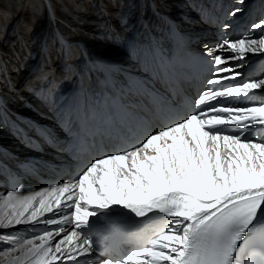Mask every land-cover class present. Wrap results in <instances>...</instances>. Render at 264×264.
<instances>
[{
  "label": "snow or ice",
  "instance_id": "6c2138e0",
  "mask_svg": "<svg viewBox=\"0 0 264 264\" xmlns=\"http://www.w3.org/2000/svg\"><path fill=\"white\" fill-rule=\"evenodd\" d=\"M250 53L264 54V19L247 35L205 45L212 74L191 112L131 148L95 158L75 180L34 195L19 187L8 192L0 203V264H264V135L252 134L264 133V100L235 106L221 99L264 89V80L230 83L243 67L230 61ZM128 55L151 58L155 74H167L157 48L129 43ZM122 71L111 65L92 102L68 108L70 129L100 131L112 119L109 92ZM137 84L144 87L128 80L129 88ZM41 224L42 234L32 238L3 231Z\"/></svg>",
  "mask_w": 264,
  "mask_h": 264
},
{
  "label": "rangeland",
  "instance_id": "374dc122",
  "mask_svg": "<svg viewBox=\"0 0 264 264\" xmlns=\"http://www.w3.org/2000/svg\"><path fill=\"white\" fill-rule=\"evenodd\" d=\"M11 1L12 0H0V18L5 17L6 22L14 23L12 28L8 29V31L5 34H2L0 36V39L2 40V43H0V56L1 57L4 56L5 59L4 65L0 64V94L6 97V101L8 102L7 106L10 108H14V106H16L15 105L16 102L23 98L21 91L22 89H24L23 86L27 84V80L32 76H36L37 74H43L42 68L44 65L46 67L48 66L47 65L48 60L51 61L52 65H55L54 68L56 70H60V65H59L60 63L58 64L57 62L58 58L55 54L54 57H52V55L50 56V54H48V52L45 51V54L48 55L46 63L41 65L36 61L35 56H37V54L42 55L41 49H37V51H34V46L36 45L35 44L36 34L40 33L41 35L44 34V36L50 37V42H51L50 46L53 42V38L57 34H59L60 38L68 42L69 48H71L73 44L80 45L81 47H86L85 42L90 41L91 43L87 45L89 49L91 48V49L100 50V51H95L94 52L95 55L99 56L100 54L98 52H100L104 54L103 56L106 59L117 61L118 59H121V57L125 53L124 51H128L129 43L134 44L138 49L148 47V45L145 44L142 45L140 44V42L135 44V40H137L138 37H136L135 35L137 31L134 33L133 27L134 26L137 27L141 25H144L145 27H149V26L152 27L153 25H155V23L158 24L159 17L163 18L164 20H167V23H164L163 26L164 32H167L166 25L168 24L169 26H174L180 33H183L185 38L187 36V33L188 34L194 33L198 36H201L202 38L207 37L213 43L217 44L220 41L215 39L217 33L222 32V30L226 31L224 28L222 30L218 28V26L211 21V16H205L206 15L205 13L207 12L208 13L210 12L211 14V9L213 5L212 0H179L181 4H179L176 1H173L172 4H170L166 8V12H168L169 15L171 16L173 15L175 18H177L178 19L177 22L169 20L171 19V17L166 16V13H164L165 17H162V15H160L162 12L161 11L162 8H158L153 13V16H150L149 13L147 12L146 9L147 4L143 5L142 11L140 12L139 10H134L131 4L132 2L130 0H65L59 2L57 1V4L54 1L51 2L50 0H44L51 10L52 7L55 9V6L58 5L60 12L64 14V19L70 20L71 26L73 27L70 35L69 32L67 33L66 31H62L61 29H56L53 32L49 31L48 34V32L44 31L43 29L44 27L42 21L38 19L33 20L31 15H26L25 17H23V12H21V14L18 15L16 20H13L15 17L13 16L11 17V13L3 9V6H11L9 5ZM219 1L220 2L217 3L219 9H226L230 7L229 9H227L228 12H230L233 9L232 6L234 5V3L231 0H219ZM247 1L249 0H244V2ZM198 4L201 5L202 10L195 11L194 7ZM13 6L17 7L15 9L18 10L19 7L18 4ZM96 8H98V10H96ZM199 11L201 12V14H198ZM246 13H247V17L243 19V21H241L240 24L245 28L242 30L241 34L237 35V37H241L249 34V26L256 21L264 19V0H250V5ZM103 14H105L106 16L109 17V19H111V23H107V22L102 23L101 21L95 19L96 15L102 16ZM226 17H230V16L226 15ZM58 18L60 17L58 16L57 13H55L52 15L51 18L48 17L47 19L51 21ZM70 22L63 21V23L66 25ZM89 22H91V24H89ZM223 24H226V22ZM3 28L5 29L7 27L5 26ZM17 30H19L18 34H16ZM169 31H170V27L168 28V34ZM21 33H24L25 35L24 37L25 40L22 42H20ZM32 34H34V36H32ZM253 34L259 36L260 32L259 30H256ZM237 37H232V35H225L223 38L235 39ZM60 38L58 40H61ZM169 40H170V34H169ZM71 42H73V44ZM189 42L190 45L192 46L190 40ZM53 50L50 49V52H52ZM222 53L223 56L229 55V53H224V52H221L220 54L222 55ZM262 55L264 56V54ZM263 56L260 57V54L252 55L250 53L243 60H239V63L243 64V67L238 69V71L242 73V75L240 76L242 78L238 82L249 80V77L251 75L253 76V78H251L250 80H264ZM39 59L40 58H38L37 60ZM150 59L151 58L141 59L140 61V59L137 60V58H135L134 62L138 61L139 63V62L149 61ZM92 62L99 69V66L96 63V61L93 60ZM34 63L36 64L35 66H33ZM121 63L119 62V64ZM230 63L233 65L237 64L236 60L230 61ZM124 64L125 63L121 65L125 67ZM4 66L5 68L3 69ZM131 66L132 65H129V67ZM62 69L64 70L65 68ZM138 69H140V66H138ZM73 70L74 71L71 72L70 74L71 76L73 75L72 73L76 71L75 68ZM131 70L132 69H130V71ZM63 73L67 74V72L65 71ZM88 73L91 76H93V70L89 71ZM119 74H124V72H121ZM76 76L77 74L73 76L72 82L70 84L72 86L73 83L75 85L80 84L81 86L82 80L81 78L76 79ZM55 77H56L55 72L51 73V76L50 73L49 75L47 73V79L42 82L45 84L44 85L45 89L43 92H40L39 89H37V87L35 86L37 80L36 79L33 80L32 83L30 84L31 85L30 89L28 90L29 93H31V95L26 94L23 98L25 100V103L23 105L28 106V108L36 107L34 106L36 104L27 102L31 96L40 99L41 102L43 103V105L41 103L40 106L42 109H44V111L38 109L33 113H37L39 114V116L41 114L42 115L48 114L46 109L48 108V111H50V114L53 116L54 120H56V118L60 119L61 117L58 114V112H56V109H60L61 105L59 104L58 106H56V102L65 100L64 95L66 92V89H63L66 88L65 87L66 84L63 83L61 84L60 82H57L55 80ZM93 78L92 79L88 78V81L83 86L85 88L93 87L92 85ZM124 79H126V77ZM42 83L39 84L41 85L40 87H43ZM256 93H257L255 94L256 96L250 95V97L248 98L245 97H236V98L231 97V98L236 100L241 99L248 103L250 102V104L259 103L260 101L264 100V89H259ZM55 98H57L58 100L54 101ZM48 99L49 102H45V100ZM30 100H34V99L31 98ZM37 105H39V103ZM240 106H245V105H240ZM10 113L14 115L12 122H17L21 124L20 126H22L25 131L31 132L33 130L32 128L33 124L49 125L53 128L55 134L56 133L58 134L60 133L59 131H61L58 122H56L55 124H48L40 120H37L35 116L28 115L25 112L16 113L15 111L12 112V110H10ZM11 126H15V125L11 123V125H9L8 128L9 130L14 131L13 134H15L16 138L19 139L18 143L20 145H23V143L27 145V143L21 139L20 135H18L17 132ZM252 134L262 135L257 131H252ZM23 149L24 147L19 148V151L21 152L20 154H23L22 153ZM41 155L43 154H40V156ZM12 156H13L12 158L13 160L14 159L23 160L24 158H27V156H19V154H14ZM42 232L43 231H41L40 234H42ZM23 237H25V234L23 236L22 234L19 235L20 239H22Z\"/></svg>",
  "mask_w": 264,
  "mask_h": 264
},
{
  "label": "bare ground",
  "instance_id": "6f19581e",
  "mask_svg": "<svg viewBox=\"0 0 264 264\" xmlns=\"http://www.w3.org/2000/svg\"><path fill=\"white\" fill-rule=\"evenodd\" d=\"M41 1H42V3H41ZM50 1L51 2L54 1L57 4V1L59 2V1H65V0H50ZM130 1L132 2L131 4H132V7L134 8V10H139V12H140V11H142L143 5L147 4L146 9H147V12L149 13L150 16H153V13L158 8H162L161 15L166 13V16L171 17V19H169V20L174 21V22L178 21L177 18H175L173 15L172 16L169 15V13L166 12V8L170 4H172L173 1H176L179 4H181L179 2V0H130ZM231 1L234 3V5L232 6L233 9L236 7H241L244 9V11L235 17H231V16L226 17V15H228V13H229L227 11V9H229L230 7L226 8V9H219L217 3H219L220 1L219 0H212L213 5H212V9H211V14H210V12L205 13L206 14L205 16H211V21L214 24H216L218 26V28H220L221 30L223 29V25H224L223 23H225V22L232 25V27L230 29H227L226 31L222 30V32H218L219 31L218 30L217 36L215 35L216 40L221 41L225 35H232V37H237V35L241 34L242 30L245 28L244 26H241L240 24H241V21H243V19H245L247 17L246 11H248V8L250 5V0L247 2H244L242 5L238 3V0H236V1L231 0ZM17 4L19 5L18 10L15 9L17 7L13 6V5H17ZM9 5H11V6H3V9L5 11H9L11 13V17L12 16L15 17L13 20H16L18 15L21 14V12H23V17H25L26 15H31L33 20L38 19V20L42 21V24L44 27L43 29H44V31L48 32V34H49V31L53 32L56 29H61L62 31H66L67 33L69 32V35L71 34V31L73 29V27L71 26V22H70V20L64 19V14L62 12H60L58 5L55 6V9L52 7V10L45 3L44 0H12ZM194 9H195V11L196 10H202V7H201V5L198 4L194 7ZM96 10H98V8H96ZM55 13H57L60 18L49 21L47 18L48 17L51 18L52 15ZM198 14H201V12L199 11ZM4 18L5 17L0 18V36L2 34H5L8 31V29L13 27V24H14L13 22H6V18H5V20H4ZM95 19L101 21L102 23H106V22L111 23V19H109V17L106 16L105 14H103L102 16L96 15ZM62 20L66 21V22H70V23H68L66 25L63 23ZM164 23H167V20H164L163 18L159 17L158 24L155 23V25H153L152 27H150V26L145 27L144 25L137 26V27L134 26L133 31H134V33L137 31V33L135 35H136V37H138V39L135 40V44L140 42V44L148 45V47L162 49L164 46H166L170 42L169 34H170V38H171V35H172L171 33L178 31L174 26H169L167 24L166 25L167 26V32H164V30H163ZM89 24H91V22H89ZM5 26L7 28L4 29L3 27H5ZM169 27H170V31L168 34V28ZM19 30L16 31V34L19 33ZM14 32H15V30H14ZM32 36H34V34H32ZM24 37H25L24 33H21L20 42L25 40ZM35 38H36V40H35L36 45L34 46V51H37V49H41V51H42V55L37 54V56H35L36 61L38 63H40L41 65L45 64L46 60L48 58V55L45 54V51H47L48 54H50V56L52 55V57H54V54L57 56V58H58L57 62H58V64L60 63L59 64L60 70H56L54 68L55 65H52L51 61L48 60V64H47L48 66L46 67L44 65L45 68H44V66L42 68L43 74H37L36 76H32L31 78H29L27 80V84H25L23 86L24 89H22L21 94L23 95V98L26 94L31 95V93H29L28 90L30 89V86H31L30 84L35 79L37 80L36 81L37 83L35 84V86L37 87V89H39L40 92H43L45 89L44 88L45 84L42 82L47 79V73H48V75L50 73V76H51V73L55 72V75H56L55 80L57 82H60L61 84L62 83L66 84V86H65L66 88H63V89H66V92L64 95L65 100H61V101L56 102V106H58L59 104L61 105L60 109H56V112H58V114L61 117H60V119L56 118V120H54L53 116L50 114V111H48V108H46V107L45 108L47 109L48 114H44V115L41 114L39 116V114L33 113L34 111H37L38 109L44 111V109H42L40 106V104L42 103L41 100L35 98L34 96H31L27 102L32 103V104H36V105H34L36 107L28 108V106H24L23 104L25 103V100L22 98L21 100H18L16 102V104H15L16 106H14V108H10L7 106L8 102L6 101V97H4L3 95L0 94V159L4 162H8L12 166H15L17 163L23 164L25 162H30L33 165H37L38 168L40 169L43 167V165L41 163L36 164L34 159L40 158V157H45V156L44 155L40 156L39 154L32 153V152H30L27 145H25L24 143H23V145H20L18 143L19 139L16 138L15 134H13L14 131L9 130L8 127H9V125H11V123L13 125H15V126H11V127L17 132L18 135H20L21 139L26 142V140L23 138V133L21 132L23 127L20 126L21 124H19L17 122H12L14 115L12 113H10V110H12V112L15 111L16 113L25 112L28 115L35 116L37 118V120H40V121L48 123V124H55L56 122H58L59 128L61 129V131H59V132L60 133H62V132L69 133L68 124L66 123V113H67V110L69 108L68 107L69 103L72 101V99H75V98L77 99V97L73 98V96L83 94V92L86 89L83 85H85V83L88 81V78L92 79L93 77H96L97 73H100L99 69L93 64V62H92L93 60L96 61L98 66L104 65L106 68H108V65H110L112 63H116V64L120 65L123 69L122 72H124V75L118 73L117 75L119 78H122V77L125 78L128 74H130V72L136 73V74L139 73L143 77L148 76L149 73L152 71L151 67H153V60L150 59L149 61H144V62H139V63H138V61L134 62L135 57H130L128 55V51H124L125 53L123 54L121 59H118L117 61L111 60V59H106L103 56L104 55L103 53L98 52L100 55L99 56L95 55L94 52L100 51L99 49H91V48L89 49L87 47V45L91 43L90 41L85 42L87 48L81 47L80 45L73 44V42H71L73 44L72 47L69 48L68 42L66 40L60 38L59 34L55 35V37L53 38V42H52L51 46H50V43H51L50 37L44 36V34L41 35L39 33V34H36ZM59 38L61 40H58ZM189 40L191 41L192 46L201 50V52H203V53L205 51V45H207L209 47H211L212 44H214L212 46L216 45L207 37L202 38L201 36H198L194 33H192V34L187 33L186 41H188V43L190 44ZM0 43H2L1 39H0ZM38 47H40V48H38ZM64 48H67V50H68L67 53L69 54L68 55V57L70 58L69 61H65L63 56H62L63 54L61 51ZM50 49L51 50L54 49V50L52 52H50ZM224 53H227V52H224ZM222 55H223V53H222ZM252 55H255V54H252ZM261 56H263V55L260 54V57ZM38 58H40V59L37 60ZM263 58H264V56H263ZM100 59L105 60L106 64L98 63V61ZM137 60H139V59H137ZM140 61H141V59H140ZM4 62H5L4 56H2V57L0 56V64L4 65ZM13 62H15V61H13ZM119 62L125 63L124 64L125 67H123L121 65L123 63L119 64ZM236 62H237V64H241V63H239V60H236ZM71 63L74 65V68L76 70L74 73H72L73 74L72 76L70 74L74 70L68 71L67 74H64L63 73L64 70L62 69V68H69L70 69ZM263 64H264V62H263ZM35 65L36 64L34 63L33 66H35ZM129 65H132V66L129 67ZM138 66H140V69H138ZM4 68H5V66L3 67V69ZM130 69H132V70L130 71ZM92 70H93V76H91L88 73L89 71H92ZM75 74H77L76 79L81 78V80H82L81 86H80V84L75 85L73 83V86L70 84L72 82V78ZM241 78L242 77H239L234 81H230V83H233V84L239 83L238 81H240ZM251 78H253L252 75L249 77V80ZM95 79H97V78H93L92 85L95 83ZM41 83L43 84V87H40L41 85H39V84H41ZM226 83H229V82L226 81ZM27 87H29V88H27ZM92 88H94V85ZM258 90H255V91L257 92ZM254 96H256V95H254ZM31 98L34 100H30ZM57 100H58L57 98L54 99V101H57ZM68 100H69V102H68ZM45 102H49V99L45 100ZM226 102L233 104L235 106H240V105L246 106L247 104L248 105L250 104V102L248 103V102L243 101L241 99H237V100L233 99V98L229 99V97H227ZM38 103H39V105H37ZM42 105H43V103H42ZM34 125H37V124H33L32 128ZM43 126L45 128H47L48 130H50L53 135L57 134V133L55 134V131L53 130V128L51 126H49V125H43ZM252 131H257V130L254 128ZM60 133H58V134H60ZM261 134L264 135V133H261ZM23 147H24L23 152H22L23 154H20L21 152L19 151V148H23ZM14 154H19V156H27V158H24L23 160H15V159L13 160L12 155H14ZM2 187H4L6 189L5 186H2ZM4 188L0 187V203L3 202L4 196L8 192H10V191L5 190ZM49 188L50 187L36 188V190H34V191H24L21 194L34 195L38 192H44V190L49 189ZM46 216H51V214L48 213V214H46ZM45 227L46 226L42 225V224L37 225L35 227H33L32 225H17V226H15V228L4 229L3 231L8 232V233H13L18 237L20 234H22V236L25 234V237L22 238V239H24V238H32L36 235H39L40 232L45 229ZM50 227L55 228L56 226H50ZM64 227L67 228L69 226L65 225ZM37 230H40V231H37ZM57 239H59V238H57ZM94 258H96V257H92L91 259L93 261H95Z\"/></svg>",
  "mask_w": 264,
  "mask_h": 264
}]
</instances>
